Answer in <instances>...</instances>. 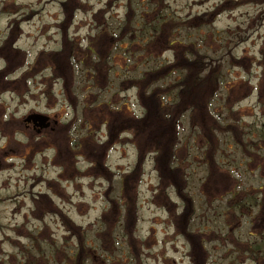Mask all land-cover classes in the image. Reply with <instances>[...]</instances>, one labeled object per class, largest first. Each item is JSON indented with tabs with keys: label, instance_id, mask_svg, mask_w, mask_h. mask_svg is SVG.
<instances>
[{
	"label": "rangeland",
	"instance_id": "374dc122",
	"mask_svg": "<svg viewBox=\"0 0 264 264\" xmlns=\"http://www.w3.org/2000/svg\"><path fill=\"white\" fill-rule=\"evenodd\" d=\"M127 1L0 0V264H54L55 259L65 260V264L81 241L82 234L75 236V232L83 233L82 243L92 246L96 255L92 264H117V258L127 259V252L136 250L144 253L147 264H190L185 256L181 257L180 239L172 242L167 238L172 232L168 226L170 214L158 209L167 201L169 213L180 212L177 206L182 203L172 202L180 198L173 191L172 198L165 196L156 188L159 175L163 174L166 180L173 178L176 184L185 177L182 190L191 191L197 208L200 178L207 175L198 170L204 162L202 149L192 137L188 145H183L191 150L182 149V144L192 126L195 131L202 128L203 135L216 122L204 107L200 114L193 112L192 117L185 114L183 127L187 131L184 133L182 128L180 136L173 121L159 122L167 146L170 148L175 142L177 159L181 164L184 161V169L169 176L165 160L162 168L159 162L149 160L153 157L150 153L154 149L151 139L155 123L151 124L152 119L150 123L144 121L134 128L139 142L137 151L145 153L144 160L137 159L133 141L123 132L127 129L126 119L137 121L135 117H146L149 107L156 109L150 99L143 103L130 86L119 92L124 76L119 77L118 73H123L127 64L121 39L131 38L137 25L142 30L143 23L154 18L155 7L157 12L169 15L165 27L172 33L165 36L167 39L196 43L201 60L213 68L218 60L224 62L221 82L215 85L226 86L225 98L242 99L233 107L234 113L226 116L236 124L235 136L242 129L238 124L250 120V111L258 108L257 95L244 92H256V86L263 81L264 0H146L143 8L139 0H132L138 14L131 15L126 24L121 17ZM93 39V49L103 60L110 61L102 63L95 85L89 82L88 87L89 78L83 77L79 69L84 65H78L74 57L83 58ZM7 40L11 41L5 44ZM168 46L164 41L157 49H147L156 56L159 53L161 61L167 63L166 59L174 58V48ZM143 49L146 48L137 41L132 62L146 54ZM233 57L239 60L236 66L230 63L235 60ZM198 70L191 66L187 74L196 76ZM180 75L177 72L165 81L172 85ZM241 85L242 95L240 91L227 94L230 87ZM121 109L123 113H119ZM35 111L57 114L60 124L54 130L33 134L20 118ZM126 126L129 128V123ZM244 137L249 141L248 134ZM77 145L82 148L77 150ZM216 145L217 141L214 150ZM230 146L233 149L236 145L220 143L219 154L216 152L211 158L207 190L222 197L239 184L240 189L252 188L264 196L263 158L254 155L251 161L244 151L230 155ZM214 181L218 183L213 190ZM44 192H50L53 200L50 197L43 202L42 196L38 199V194ZM155 193L157 197L153 199ZM255 193L239 194L237 200L244 199L245 205L237 218L231 219L235 228L231 243L222 239L221 246L211 247V253L201 262L241 264L233 247L243 249L242 245L236 246V238L252 240L246 234V219L253 215L259 227L264 223V211L252 200ZM241 200L237 202L242 204ZM128 210L134 213L130 224L136 230L134 238L127 229ZM73 223L82 225L81 231L74 228L75 232L70 233L67 229ZM194 223L199 226L197 219ZM137 240L146 241L140 249Z\"/></svg>",
	"mask_w": 264,
	"mask_h": 264
},
{
	"label": "trees",
	"instance_id": "16d2710c",
	"mask_svg": "<svg viewBox=\"0 0 264 264\" xmlns=\"http://www.w3.org/2000/svg\"><path fill=\"white\" fill-rule=\"evenodd\" d=\"M160 1L162 2V0ZM144 2H146V0L138 1V3L141 4L139 5L141 8H143L146 5ZM137 10L138 8L134 7V4H132V0H128L126 3L125 14L123 17H121V20L123 21V23L125 22L127 24L129 22V17L131 15L138 14ZM155 10H157L156 7L154 8L152 12H155ZM157 13H158V17L156 18V20L151 19L149 20V22L143 23L142 30L139 29L138 25L137 27H133V30L131 31L133 33V36L131 38L129 37L126 38L128 40L121 39L125 43L124 52L126 53L125 61H127L125 69H129V71H132L134 69V68L132 69L130 68L132 64L128 65V62L133 59L135 60L136 52L133 51V47L137 44V41L139 42V44H141L142 46L146 48V49H143V53H146V54H142V56L140 57V60L135 61L133 63L135 64V67H136L135 71L137 73H132V75H127V77L129 80H133L134 83L136 82L139 87L142 86L143 87L142 90L147 91L148 89L151 88V86L155 82L162 81L164 83V81L169 76L171 75L173 76L175 75L174 73L181 72V75L179 76V78L175 79L174 84L167 86L165 89H162V90L160 88L151 89L149 96H151V98L157 101V108H158V106L161 107L163 106L162 104H165L166 102L164 95L168 96L170 94V97L173 101V106H171L172 108V113L170 116L171 118H174L179 112L186 111V110L194 112L195 114H199L201 111V107L204 105V102L201 101V98L204 96L203 99L205 101H209L213 99L215 100L218 95V91H221L222 89L220 86H217L215 84H219L221 82L222 70H224V62L221 60H218L217 62L218 65H216L215 68H213L210 64L209 65L205 64L206 62L204 60H201V57H200L201 52L199 50V47L196 45V43L185 41L184 39H180V38L172 42V44L178 45V47L175 51V57L173 59V63L170 64V66L169 65L167 66L165 62L161 61L159 54L156 56V54L151 51L149 53L148 51L149 47L153 49H157L158 47L163 45V42L167 41V38L165 37V35H167L170 32L169 30L167 31L166 29H164L165 25L168 24L167 22L168 20L163 21V19L165 20L167 17L163 15L162 11H161L162 13L161 17H160L161 13L160 12H157ZM141 17L145 18V15L142 14ZM122 30H120L121 33L123 32ZM114 32L115 31L111 30V33H114ZM170 33H172V31ZM94 39L89 42L90 43L89 48L87 49L88 52H86V55L83 58L76 59V57H74L78 61L79 65H84V66H80L81 69H83L84 71L87 72L88 69L86 67L89 66V80L90 81H96L98 76L101 74L99 70L102 67L101 65L104 61L105 63L109 64L108 59L103 60L101 55L98 52H96L95 49H93V45L95 41ZM121 47L122 46L120 44V48ZM88 57L89 59H87ZM210 58L213 59V56H210ZM88 60H89V64H88ZM152 61L155 62V67H156L155 70H150V68H141V66H145ZM263 61H264V56H263ZM210 63H213V62H210ZM230 63L237 65L239 64V61L233 60ZM191 66H196L199 68L198 74L196 76L190 75V73L187 74V69L190 70ZM137 69H141L143 71H138ZM85 75L86 74H84V76ZM262 84H264V66H263ZM242 88H243V85L239 87H235V86L230 87L229 93L232 95L233 93L240 91V95H242V91H241ZM227 94H228V89H227ZM260 102H261V108L263 109L261 112L264 115V94H262ZM154 113L158 115V119H154L153 118L154 116L152 118L147 116L145 118V121L150 123V119H152L151 124L155 123V127H154L155 131L153 132L151 141L153 140L156 146V150H157V149H162L161 145L163 144L165 145V139H163V135L161 133V127H160L159 122L160 123L165 122L166 124L167 121L171 120V118H168L166 114H164L163 112L159 113L155 111L153 112V114ZM142 123L144 124V121ZM217 126L218 125L213 126L211 130H213V128H216ZM254 132L255 134H258L261 136V134L264 133V124L257 125L255 127ZM169 150L170 148L166 146L164 152L166 156L165 159H166L167 167H169V163H170V151ZM168 171H169L168 173L170 174L169 176L174 175L173 174L174 171L170 169ZM43 202H46L45 199H43ZM84 248L85 247L80 242L79 250H82V252H84ZM77 256H80V255H77Z\"/></svg>",
	"mask_w": 264,
	"mask_h": 264
},
{
	"label": "flooded vegetation",
	"instance_id": "af4514ba",
	"mask_svg": "<svg viewBox=\"0 0 264 264\" xmlns=\"http://www.w3.org/2000/svg\"><path fill=\"white\" fill-rule=\"evenodd\" d=\"M45 124H47L46 126H44L43 128H39L37 127V125L33 124H27V127H32L34 129H36L39 132H45V131H49L50 129H55V127H57V125L59 124V120H58V116H55V118H49L48 122H46ZM254 134V133H252ZM262 139L258 142H255L253 139L247 141L248 144V148H249V160H253V156L254 155H258L260 158H263V154H264V133L261 134ZM260 167V166H258ZM230 204L232 205V201L230 202ZM229 217H230V211L224 209H214V210H210L208 211L203 218L208 221L209 223H212L218 227H221L223 229H228L229 231H233L235 230V228L231 225V223L229 222ZM206 223V222H205ZM202 227V226H201ZM200 227V228H201ZM218 227H213L211 231L207 232H200L199 233V239L201 240V238H203V235L206 236L207 239H212V238H216V233H218L217 228ZM204 229H206V226H203ZM249 231L248 234L252 237L255 235V232H260V233H264V223L261 227H259L256 223H255V217H252L251 220V226L249 227ZM183 234L185 236V239L188 241L187 243L190 245V256L193 260V264H195V258H196V254L194 252L195 249V245H194V241H192L191 236L187 233L183 231ZM203 242V240H201V243ZM246 245V249L248 250L247 252V259L254 261V254H253V249H252V243H247ZM256 248H261L260 246H256ZM255 259H259L258 263H263L264 264V257H258L256 256Z\"/></svg>",
	"mask_w": 264,
	"mask_h": 264
}]
</instances>
